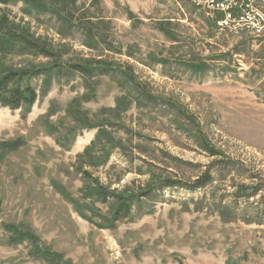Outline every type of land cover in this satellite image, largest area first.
Listing matches in <instances>:
<instances>
[{
	"label": "rangeland",
	"instance_id": "1",
	"mask_svg": "<svg viewBox=\"0 0 264 264\" xmlns=\"http://www.w3.org/2000/svg\"><path fill=\"white\" fill-rule=\"evenodd\" d=\"M139 1L0 4L2 22L52 54L0 45V78L59 65L33 81L29 113L0 110V264H264V36L178 11L171 22ZM99 63L111 73L66 70ZM94 143L100 164L76 170ZM101 187L155 191L113 223ZM246 187L259 193L238 197ZM12 225L37 242H12Z\"/></svg>",
	"mask_w": 264,
	"mask_h": 264
},
{
	"label": "trees",
	"instance_id": "2",
	"mask_svg": "<svg viewBox=\"0 0 264 264\" xmlns=\"http://www.w3.org/2000/svg\"><path fill=\"white\" fill-rule=\"evenodd\" d=\"M29 0H0L1 5H10L16 3H26ZM246 45L248 43H245ZM0 45L8 46L7 48H11L16 53H26L32 52L37 55H42L44 57L50 58L52 57L51 52L42 47L41 45L32 42L28 38L12 31L4 22L0 20ZM237 49V48H236ZM238 53H240L237 50ZM242 53V52H241ZM59 65L54 66V68H58ZM54 68H44V69H35V70H14L4 74L0 78V110L1 109H10L12 111H25L30 112L36 102L38 101V88L33 85L34 80L42 79L45 81L50 78L55 69ZM67 71L78 74L83 78L94 79L98 76H107L111 73L112 68H110L107 64L99 63L96 66H82V65H71L67 67ZM134 82V81H133ZM134 92H137L138 96H142L147 91L144 88H141L140 85L135 84ZM137 89V91H136ZM129 98V97H128ZM126 98H122L123 102ZM127 100V99H126ZM121 101V100H119ZM120 105V108H123ZM86 127L93 129L95 126H98L99 131L97 133V139L100 142L106 141L109 139V135L101 128L104 124H93L89 120H86ZM14 148L17 147V144L12 143ZM96 147L95 143L92 147H88L84 154L80 156V162L78 166H75L76 170H83L80 164L86 163L88 166H96L100 164L97 161V157L94 155V148ZM85 171V170H83ZM84 174H88V172H83ZM162 180H156V184L160 183L162 185L161 188L157 190L164 189H172L175 187H179L181 184L179 182H171L167 180L163 183ZM213 182V178L210 172L206 173L201 179L197 180L193 186L190 187L192 191L202 190L207 188ZM153 188V186H151ZM98 197L102 198V203L105 205H110L111 207V222L116 223L122 219H130L136 212V210L140 207L142 200L148 198L152 193L153 189L148 191H141L131 194H126L125 196H120L116 193H111L109 190L105 188H98ZM262 191V190H260ZM259 193V188H243L242 193L238 197H244L245 200H249L253 198ZM113 204V205H111ZM6 229H10L12 237V242L20 243L25 240H31L33 242H37V238L33 235L26 233H21L17 230V227L14 225L6 226Z\"/></svg>",
	"mask_w": 264,
	"mask_h": 264
},
{
	"label": "built area",
	"instance_id": "3",
	"mask_svg": "<svg viewBox=\"0 0 264 264\" xmlns=\"http://www.w3.org/2000/svg\"><path fill=\"white\" fill-rule=\"evenodd\" d=\"M188 2L212 17L221 14L218 21L221 30L229 29L236 33L244 32L250 38L264 36V0H175Z\"/></svg>",
	"mask_w": 264,
	"mask_h": 264
},
{
	"label": "crops",
	"instance_id": "4",
	"mask_svg": "<svg viewBox=\"0 0 264 264\" xmlns=\"http://www.w3.org/2000/svg\"><path fill=\"white\" fill-rule=\"evenodd\" d=\"M138 3L140 5L138 8H136L137 10H157L155 12H158L161 17L167 12L169 15L168 21L171 22L176 21L175 17L177 14L175 12L177 11L181 12L186 18L189 16L191 20H194L200 16L203 20H208L215 25H217L218 21L222 19L221 14H214L212 17H210L206 13L199 11L197 7L188 2L178 3L175 0H142ZM262 6L264 7V1ZM171 16L174 18H171ZM157 21H160L159 18ZM253 43L255 45L256 41Z\"/></svg>",
	"mask_w": 264,
	"mask_h": 264
}]
</instances>
